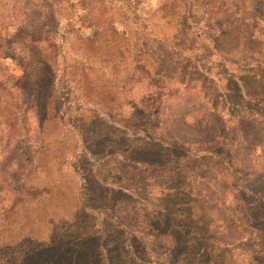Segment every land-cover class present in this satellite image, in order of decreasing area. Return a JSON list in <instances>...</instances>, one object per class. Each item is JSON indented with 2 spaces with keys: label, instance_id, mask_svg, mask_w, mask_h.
Returning a JSON list of instances; mask_svg holds the SVG:
<instances>
[{
  "label": "trees",
  "instance_id": "trees-1",
  "mask_svg": "<svg viewBox=\"0 0 264 264\" xmlns=\"http://www.w3.org/2000/svg\"><path fill=\"white\" fill-rule=\"evenodd\" d=\"M6 1L0 156L20 153L32 174L47 125L71 134L64 163L92 218L55 223L17 264H264V0ZM72 39L123 72L133 60L123 120L79 97Z\"/></svg>",
  "mask_w": 264,
  "mask_h": 264
},
{
  "label": "rangeland",
  "instance_id": "rangeland-1",
  "mask_svg": "<svg viewBox=\"0 0 264 264\" xmlns=\"http://www.w3.org/2000/svg\"><path fill=\"white\" fill-rule=\"evenodd\" d=\"M6 2V0H0V6ZM32 6L30 5L26 10L25 19L29 24L39 19V13L34 11ZM160 28L161 30L158 32L165 33L163 31L165 28L162 25ZM134 32H139L142 35L141 29H135ZM68 54L71 64L67 74L71 78L73 77L79 97L103 110L112 111L115 121L123 120L125 118L123 100L133 97L136 91L135 88L134 93L130 92V86L124 87V91L122 90L126 74H135L133 60L128 63L123 72L117 63L109 66V62L106 61V58L102 59L104 56L98 49L83 42L76 43L75 39L71 41ZM76 55L97 58L95 59L96 65L90 66L94 69H86L89 67V63H78ZM101 66L109 67L108 75ZM141 73L139 71L137 76ZM114 84L117 88L115 90ZM248 85L254 87L252 83ZM92 115V110L84 109L80 113L84 120H88ZM102 122L93 123L87 128L105 126ZM90 129L87 133L88 142L90 139H97L93 138L97 136V133H93ZM68 137H71V134L69 136L62 135V131L57 130L53 124L47 125L45 147L37 155L38 160L32 174H30V165L27 166L26 163L23 165L21 162L20 153L14 154L13 150L9 149L11 153L0 156V159L4 160L3 168L0 166V244H15L20 240H27L25 238L35 240V245L27 243L18 249L16 251L18 256L5 257V254L0 251V264L20 263L18 260L23 257L24 249L32 246L34 248L38 244H42L37 242L49 240L55 223L61 220L74 222L77 219L81 226H87V218L92 221L91 216L81 210L77 178L64 163L65 157L69 155L68 152L72 150L69 148V144L65 143V139ZM23 145L28 147L30 141L26 143L24 140L20 146ZM76 227L81 231L80 225Z\"/></svg>",
  "mask_w": 264,
  "mask_h": 264
}]
</instances>
